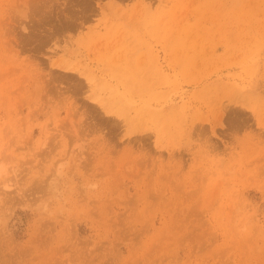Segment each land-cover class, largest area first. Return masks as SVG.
<instances>
[{"label": "rangeland", "instance_id": "rangeland-1", "mask_svg": "<svg viewBox=\"0 0 264 264\" xmlns=\"http://www.w3.org/2000/svg\"><path fill=\"white\" fill-rule=\"evenodd\" d=\"M264 0H0V264H264Z\"/></svg>", "mask_w": 264, "mask_h": 264}, {"label": "bare ground", "instance_id": "bare-ground-1", "mask_svg": "<svg viewBox=\"0 0 264 264\" xmlns=\"http://www.w3.org/2000/svg\"><path fill=\"white\" fill-rule=\"evenodd\" d=\"M259 121H260L262 124H264V119H259Z\"/></svg>", "mask_w": 264, "mask_h": 264}]
</instances>
